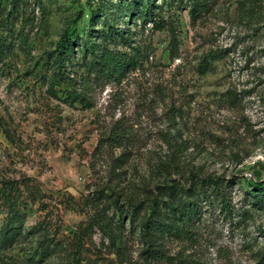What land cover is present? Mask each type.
Returning <instances> with one entry per match:
<instances>
[{"label": "rangeland", "instance_id": "obj_1", "mask_svg": "<svg viewBox=\"0 0 264 264\" xmlns=\"http://www.w3.org/2000/svg\"><path fill=\"white\" fill-rule=\"evenodd\" d=\"M193 2L208 10L154 0L168 23L157 30L128 15L133 0H0V183L38 190L0 264H264V0ZM109 27L131 39L103 38ZM65 33L67 91L53 65ZM104 47L140 62L96 80L86 67ZM208 178L228 206L202 202L194 234L159 240L152 262L112 201L190 203ZM7 212L0 199V227Z\"/></svg>", "mask_w": 264, "mask_h": 264}, {"label": "trees", "instance_id": "obj_2", "mask_svg": "<svg viewBox=\"0 0 264 264\" xmlns=\"http://www.w3.org/2000/svg\"><path fill=\"white\" fill-rule=\"evenodd\" d=\"M193 11L202 12L203 8L208 10L206 3L199 4L188 0ZM207 6V7H205ZM154 0H133L129 6L130 16H136L143 19L145 22H153L157 30L167 28L168 23L162 17L163 13H156ZM82 18V17H81ZM103 38L108 37L119 38L123 42L131 39L130 32H115L112 27L108 31H103ZM114 32V33H113ZM75 40L70 34L65 33L57 45L55 58L53 59L55 66L59 68V72L55 71V85L61 87V90H69L67 77L64 73L65 64L74 52ZM139 55H128L127 53L113 52L104 47L103 51L97 54L93 59L87 63L86 72L93 75L96 80L102 78L117 79L129 68H135L139 64ZM211 60L205 59L203 61L204 68H208ZM230 96V103L237 105L240 101L236 93L228 92ZM65 99H69L70 103L83 102L85 98L75 92L63 94ZM209 187H213L212 192ZM219 180L208 178L206 180L194 183L192 189H189L188 195L194 198L190 203L167 204L162 199L154 197L150 203L141 202L132 204L130 210L123 211V206L118 204L117 200H113L112 204L122 214H127L133 224L140 229V235L146 241L148 249L146 254L156 261L158 256H165L163 250L157 249L159 240L163 238L176 237L184 238L194 234L192 231L197 218L201 213V203L211 204L216 197L220 204L224 207L228 206L227 193ZM103 192V191H102ZM163 195L173 196L177 192L176 187H165L162 190ZM38 190L30 183L21 182L17 180H3L0 183V199L7 207V218L0 227V249H7L12 245L17 237L22 235L23 228L18 226L28 202L34 203L37 201ZM103 194V193H102ZM26 196V197H25ZM104 196V197H103ZM97 197L106 198V195L97 193ZM25 200H28V202ZM24 205V206H23ZM165 210V212H163Z\"/></svg>", "mask_w": 264, "mask_h": 264}]
</instances>
